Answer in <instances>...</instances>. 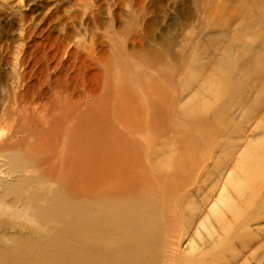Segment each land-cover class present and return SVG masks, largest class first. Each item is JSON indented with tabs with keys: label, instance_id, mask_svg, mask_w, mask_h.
<instances>
[{
	"label": "rangeland",
	"instance_id": "374dc122",
	"mask_svg": "<svg viewBox=\"0 0 264 264\" xmlns=\"http://www.w3.org/2000/svg\"><path fill=\"white\" fill-rule=\"evenodd\" d=\"M261 46L264 0H0V190L139 218L123 230L150 234L143 264H264ZM94 149L112 150L111 178L87 176Z\"/></svg>",
	"mask_w": 264,
	"mask_h": 264
},
{
	"label": "bare ground",
	"instance_id": "6f19581e",
	"mask_svg": "<svg viewBox=\"0 0 264 264\" xmlns=\"http://www.w3.org/2000/svg\"><path fill=\"white\" fill-rule=\"evenodd\" d=\"M48 38L56 40L59 37L58 36H52V34H51ZM46 45H48V44H46ZM48 47L50 48L49 45H48ZM261 48H264V46H261ZM45 49H46V47H45ZM61 60H62V58H61ZM23 77H24V75H23ZM253 87H255V86H253ZM119 90H121V88ZM129 93L131 94L130 91H129ZM126 99H127V96H126ZM81 100L82 99H80V101ZM125 100H123V101H125ZM149 108H151V107H149ZM42 116H43V114H42ZM80 118L77 120V122L75 123V125L73 127L74 133H77L79 131V129L81 128L80 126L82 125L83 120L80 122V120H81ZM129 122L127 123L126 126L129 125ZM67 124H68V122H67ZM71 130H72V128L69 131L70 133H71ZM253 134H256V133L254 132ZM201 138H203V137H201ZM215 138H217V137H215ZM194 140H196V139L194 138ZM243 140H245V139H243ZM212 141H213V139H212ZM4 143H5V141H4ZM132 143H135V142L133 141ZM138 150H139V148H138ZM149 150L151 151V149H149ZM111 151L105 150V149H102V150L94 149V151L91 150V153L88 156H86L85 159L83 158L84 160L82 159L84 163L89 162L92 165V170L90 169L89 172L87 173V176L89 178H93L96 181L97 180L101 181L103 176L107 177V178H111L112 173L115 170H117V167H116L117 164H115V162H114L115 160L113 161L114 156L111 155V153H112ZM140 151H141V148H140ZM153 151H151V152H153ZM69 152H70V150H69ZM195 152H193V154ZM113 154H114V152H113ZM149 155H151V154H149ZM189 155H190V152H189ZM186 156H185V158H186ZM135 158H137V157H135ZM116 159H118V158H116ZM130 159H132V158H130ZM75 160H77V159H75ZM135 160H137V159H135ZM135 160H133V161H135ZM123 161H124V159L122 160V163H123ZM125 161H128V160L125 159ZM138 162H139V159H138ZM138 162L136 163V161H135V164L140 165V163H138ZM122 163H121V165H123ZM141 163L144 164L143 161ZM125 164L127 165L126 162H125ZM130 164H131V161H130ZM143 164H141L140 165L141 167L140 166L139 167L142 168L145 165V164L144 165ZM121 165H119V166H121ZM173 166H175V164ZM122 167L124 168V165L121 166L120 168H122ZM93 168H94V170H93ZM149 168H150V165H149ZM204 168H203V170H204ZM155 169H156V167H155ZM198 169H197V172H198ZM149 170L147 172H149ZM138 171H140V169ZM140 172L143 173V168L141 169ZM161 172H163V171H161ZM161 172H159V173H161ZM156 173H158V172H156ZM203 173H204V171H203ZM148 175H149V173H148ZM143 176H145V174ZM152 177L153 176L151 175L150 178H152ZM166 177H165L166 179H164L163 182L165 184V180H166V184L168 185L167 180L169 178L167 175H166ZM199 177H200V175H199ZM157 178H158V176H157ZM155 180H156V178H155ZM25 181H27L26 178H25ZM169 181L172 182V180H169ZM103 182L101 184L100 183H98V184L102 185ZM117 182H120V180H118ZM122 182H124V181H122ZM94 184H93V186H95ZM96 184H97V182H96ZM107 184H110V183H107ZM100 185H98V186H100ZM104 185H102V186L104 187ZM172 185H173V182L170 185V187H172ZM105 186H107V185H105ZM201 186H203V185H201ZM103 187L100 186L99 188L102 189ZM185 187H187V186L185 185ZM203 187H205V186H203ZM90 188H92V186ZM93 188L95 191V187H93ZM154 188L156 189V187H154ZM190 188H192V187H190ZM190 188L188 190L187 189L186 190L190 191ZM96 189H98V188H96ZM104 189H105V187H104ZM173 189H175V188H173ZM99 190L100 189H98V191ZM181 191H182V189H181ZM82 192H84V191H82ZM9 196L11 197L10 201H9V205L12 207L20 206L21 207V208L19 207L20 210L19 209H17V210L19 213L22 210V213H24L26 219L24 221H20V222L15 221L14 219L16 218V216L18 217L19 213L12 209L10 212L11 213L10 216L14 219L13 220H6V221L1 223L2 233H0V264H143L142 261L138 260V258H137L138 257V250H140L139 248H141V247L144 249V248H147L149 246L150 238H151L150 234L148 232H140V230H138V229L132 230L130 232L128 230H123V228L125 226H129V223H131V222L135 225L139 221V218H132L129 216H125L124 218H122V220H120V221L116 220L115 221L112 218H109V215H108L109 211L108 210L99 209L95 205H93V206L90 205L89 202H84V201L79 202L76 199L70 198L68 196H63L60 198L50 197L48 200H46L47 198L45 196V190L43 189V187H40V186L37 187L35 185L27 184L25 182L24 183L19 182L17 184L4 185L2 187V189L0 190V203L4 202ZM81 196H83V195H81ZM78 197H79V195H78ZM213 203H215V202H213ZM177 208H178V205H177ZM177 212H178V210H177ZM2 213H4V212H2ZM142 217L144 219L149 218L147 214H143ZM173 218L174 217H172L171 220ZM197 219H198V217H197ZM173 224H175V223H173ZM164 225H165V223H164ZM137 226L138 225H136V227ZM188 229H190V227ZM163 233H164V230H163ZM188 234H190V233H188ZM165 235H166V233H165ZM167 238L169 240H171L168 236H167ZM193 240H192V243H193ZM158 241H160V240L158 239ZM174 242H177V241H174ZM162 244H161V246H162ZM185 244H186V242H185ZM176 245H177V243H176ZM182 245H183V242H182ZM168 247L169 246H167V248ZM170 248H171V242H170ZM177 248L178 247H176L175 249L173 248V249L177 250ZM178 250H179V248H178ZM186 251H187V249H186ZM148 253H149V250H148ZM148 253L145 255L146 257H148L147 256ZM166 254H168V253H166ZM199 255H200L199 253H198V255H196V256H198L197 258H199ZM141 256H144V254L142 253ZM162 260H166V259H162ZM147 264H156V262L155 261H154V263L149 262ZM196 264H199V263H196Z\"/></svg>",
	"mask_w": 264,
	"mask_h": 264
}]
</instances>
